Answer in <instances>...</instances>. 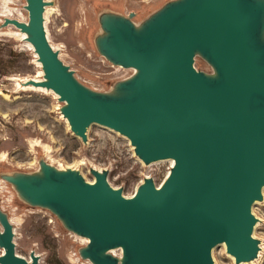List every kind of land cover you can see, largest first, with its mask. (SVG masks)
Wrapping results in <instances>:
<instances>
[{
	"label": "water",
	"instance_id": "water-1",
	"mask_svg": "<svg viewBox=\"0 0 264 264\" xmlns=\"http://www.w3.org/2000/svg\"><path fill=\"white\" fill-rule=\"evenodd\" d=\"M43 5L28 0L30 25L21 26L48 78L36 84L68 103L62 112L71 131L85 141L86 127L96 122L126 135L145 163L167 157L175 163L159 188L147 177L129 197L106 185L107 171L86 183L78 175L58 177L44 163L46 180L37 172L1 173L0 179L89 237L78 258L91 264H115L98 252L118 245L126 264H213L211 249L221 241L236 264L254 259L251 206L264 184V44L256 37L264 3L180 0L141 23L142 35L129 18L104 16L102 52L116 65L113 59L140 69L133 81L115 87L133 91L125 97L95 94L77 82L46 39ZM196 54L215 67L214 79L195 69ZM0 227V264H38L34 252L29 260L15 253L12 225L3 216Z\"/></svg>",
	"mask_w": 264,
	"mask_h": 264
},
{
	"label": "rangeland",
	"instance_id": "rangeland-1",
	"mask_svg": "<svg viewBox=\"0 0 264 264\" xmlns=\"http://www.w3.org/2000/svg\"><path fill=\"white\" fill-rule=\"evenodd\" d=\"M179 1L52 0L54 11L46 17V33L77 82L103 95L132 74L102 52L98 39L103 17L111 14L129 18L135 25L147 23ZM3 3L0 0V174L14 172L32 177L41 164L52 163L78 168L87 181H92L91 168L106 169L108 183L120 188L126 197L144 178L161 184L170 162L143 164L126 137L97 124L88 128L83 141L69 129L62 112L64 103L53 92L16 86L17 80L37 76L41 67L33 50L14 33L15 28L2 25ZM7 4L16 9L13 17L27 19L26 0H10ZM193 65L209 79L217 76L215 67L201 54L194 56ZM261 196L252 206V214L258 219L254 236L262 245L259 254L246 264H264V187ZM0 209L13 219V243L18 255L28 259L34 252L39 256L38 264H90L78 258L86 244L67 228L60 215L44 205L30 203L4 179L0 181ZM211 257L215 264H236L221 246L213 248Z\"/></svg>",
	"mask_w": 264,
	"mask_h": 264
},
{
	"label": "bare ground",
	"instance_id": "bare-ground-1",
	"mask_svg": "<svg viewBox=\"0 0 264 264\" xmlns=\"http://www.w3.org/2000/svg\"><path fill=\"white\" fill-rule=\"evenodd\" d=\"M10 0H4V3H3V5H2V11H1V16H3L5 19H7V22H8V26H12V27H14L15 28V31H14V33L16 34V35H18V36H20L22 39H24L25 40V42L28 44V46L33 50V52L35 53V55H36V62H37V64L38 65H40V67H41V69H40V71H39V73H38V75L37 76H35V77H32V78H24L23 80H17L16 81V86L19 88V89H21V90H49V91H51V92H53L56 96H57V99L60 101V102H63V103H65V106H66V108L67 109H70V107H69V105H68V103L65 101V100H62V99H60V97H59V94L53 89V88H51V87H48V86H45V85H43V84H36V83H43V82H47L48 81V78H47V76H46V73H45V70H44V67H43V64H42V62L38 59V54H37V52L35 51V47H34V44L32 43V41L30 40V38H31V34H30V32L28 31V30H25L24 28H22V26L21 25H26V26H29L30 25V23H29V15H28V0H26L27 1V5H26V7H25V10H26V13H27V19L26 20H24L25 18H16V17H13V12L14 11H16V9L15 8H13V7H10L7 3L9 2ZM43 2H44V5H43V11H42V18H43V28H44V32H45V35H46V39H47V41H48V43L50 44V46H51V48L53 49V50H55L56 51V46H54L52 43H50L49 42V37H48V33H46L47 32V29H46V17L48 16V13L50 14V12H52V11H54V7H52V4H53V2H52V0H43ZM19 15V14H18ZM22 15V14H21ZM15 16V15H14ZM17 16V15H16ZM18 17V16H17ZM10 29V28H9ZM12 29V28H11ZM145 27L142 25V24H136V25H134V32L137 34V35H142L144 32H145ZM140 32H142V33H140ZM102 35L105 37H108L109 36V32L108 31H103L102 30ZM256 37H257V39L258 40H260L259 42L261 43V44H264V24H262L261 26H259L258 27V29H257V33H256ZM110 41L112 42V38H110ZM134 41H136V39H134ZM196 51V50H195ZM198 51V50H197ZM57 55H58V58H59V60H60V57H59V54H58V52H57ZM61 61V63L64 65V63L62 62V60H60ZM113 61L115 62V63H117V65L118 66H120V67H123V68H125V69H130L131 71H132V74L129 76V77H127L126 78V80L127 81H129V82H131V81H133L138 75H139V73H140V69L139 68H136V67H133V66H125V65H123L121 62H119L118 60H116V59H113ZM65 66V65H64ZM196 69V68H195ZM197 70V69H196ZM198 71V70H197ZM19 78V77H18ZM131 93H133V91H131L130 89H123V90H114V91H112V92H109L107 95L108 96H115V97H125V96H127V95H129V94H131ZM254 102L255 103H258V102H260V100L259 99H255L254 100ZM64 118H65V120H66V122H67V125H68V127H69V129L70 130H72V125H71V122H70V120H69V118L65 115L64 116ZM93 124H97V125H100V126H102V127H105V128H108V127H106V126H104V125H101V124H98V123H96V122H92V123H90L87 127H86V132H87V130H88V128L91 126V125H93ZM109 130H112V131H114L115 133H119L120 135H122V136H124V137H126V139H128V141L130 142V144H131V146H133V148H134V153L136 154V156L138 157V159L143 163V164H147V163H145V161L141 158V156H140V154L138 153V152H136V144H133L130 140H129V138L126 136V135H124V134H122V133H120L119 131H117V130H114V129H112V128H108ZM73 131V130H72ZM74 133H76L75 131H73ZM50 155V154H49ZM49 158V157H48ZM160 161H168V162H170V165H171V168L174 166V163H175V160L173 159V158H171V157H167V158H162V159H158V160H154V161H150L149 163H154V162H160ZM80 162V161H79ZM82 162V161H81ZM142 164V165H143ZM49 166L53 169V171H54V174L56 175V176H58V177H62V176H66V175H72V176H79L80 178H82L83 180H84V182H86V183H92V182H95L96 181V174H101V175H104L105 174V172H106V169H97V168H93L92 170H93V180L92 181H87L82 175H81V173H80V170L78 169V168H74V167H63V166H61V165H54V164H52V163H50L49 164ZM100 168V167H99ZM171 168H170V170H171ZM170 170H168V172H167V176L169 175V173H170ZM37 173H38V175H39V177L41 178V179H43V180H46L47 179V177L44 175V172H43V168L42 167H39L38 169H37ZM166 176V177H167ZM166 177H165V179H166ZM164 179V180H165ZM163 180V181H164ZM0 181H2V179H0ZM163 181L161 182V184H159V185H155L157 188H159L161 185H162V183H163ZM145 182V180L143 179L142 180V182L140 183V184H143ZM105 183H106V185L109 187V188H112V189H117V188H114V187H112L109 183H108V180H107V177H105ZM139 184V185H140ZM139 185L137 186V188H136V190L134 191V193L137 191V189H138V187H139ZM264 187V184L261 186V190H262V188ZM16 190H17V193H19L20 195H22V194H26V192H25V190H23V189H20V188H16ZM133 193V194H134ZM133 194L131 195V196H133ZM259 200H257V199H255L254 201H253V203H252V206L256 203V202H258ZM252 206H251V212H252ZM0 212H2L1 210H0ZM5 217L9 222H10V224L12 225V234H13V236H14V227H13V219L12 218H10L8 215H6V214H0V217ZM15 220V219H14ZM255 223H254V225H253V227H252V231H251V236L253 237V238H255V236H254V226H255V224H256V222L258 221V219H256L255 218ZM4 231H3V228H1L0 227V237L4 234L3 233ZM74 233H75V235H78L79 237H81L82 238V240L84 241V243L85 244H90V242H91V239L89 238V237H87V236H83V235H81L80 233H79V231H77V230H75L74 231ZM13 242V241H12ZM261 242L257 239V251H256V255H258L259 254V250H260V248H261V245H262V243L260 244ZM216 246H221V247H223L224 249H225V252L227 253V255H228V257H230L234 262H235V257L232 255V254H230L228 251H227V248H226V243L224 242V241H221V242H219L218 244H216L214 247H216ZM214 247H212V249H211V252H212V250H213V248ZM1 248H2V251H1V253H0V255L1 254H4V252H5V247L4 246H1ZM115 252H117L116 254H115ZM17 254V253H16ZM35 254V253H34ZM98 254H100L101 256H106V257H109V258H111V259H113V260H115V259H117L118 261L115 263V264H126L125 263V253H124V247L122 246V245H118V246H114V247H109V248H106V249H103V250H101V251H99L98 252ZM18 255V254H17ZM37 255V254H36ZM18 256H20V255H18ZM27 259V258H26ZM30 259V256H29V258H28V260ZM253 259H251V260H249V261H252ZM249 261H246V260H241V261H239L238 262V264H246V263H248ZM38 262H39V258H38ZM212 262H213V264H215L214 263V261L212 260ZM91 264V263H90Z\"/></svg>",
	"mask_w": 264,
	"mask_h": 264
}]
</instances>
